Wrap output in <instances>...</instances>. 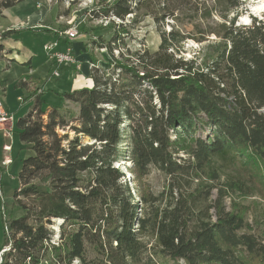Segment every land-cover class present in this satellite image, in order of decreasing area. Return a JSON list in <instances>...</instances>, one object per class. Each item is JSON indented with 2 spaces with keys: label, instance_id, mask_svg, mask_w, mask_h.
Returning a JSON list of instances; mask_svg holds the SVG:
<instances>
[{
  "label": "trees",
  "instance_id": "1",
  "mask_svg": "<svg viewBox=\"0 0 264 264\" xmlns=\"http://www.w3.org/2000/svg\"><path fill=\"white\" fill-rule=\"evenodd\" d=\"M15 1L0 0V17ZM96 3L86 18L119 30L103 45L112 61L104 71L91 58L93 86L61 94L77 114L29 97L16 130L33 154L0 264L262 263L264 236L237 199L264 198V22H239L242 0ZM146 16L158 49L115 56ZM189 39L208 41L206 53L187 58ZM153 170L167 178L161 191L148 183Z\"/></svg>",
  "mask_w": 264,
  "mask_h": 264
},
{
  "label": "rangeland",
  "instance_id": "2",
  "mask_svg": "<svg viewBox=\"0 0 264 264\" xmlns=\"http://www.w3.org/2000/svg\"><path fill=\"white\" fill-rule=\"evenodd\" d=\"M98 1L56 0L53 4L56 11H59L63 16H67L61 26L82 23L78 30L80 31L78 39L71 43L80 62V69H73L74 67L71 68V66L66 65L61 68V75L59 77L53 76L52 65L43 49L45 35L40 31L36 32L29 28H23L21 32H18L17 38L21 40L23 47L33 54L34 68L37 76L41 77V82L25 78L23 83L26 91L24 92L23 88L17 87L16 84L21 79L22 74L28 71V66L24 64V68L21 64L14 63L8 71L0 69V83L6 87L5 95L2 96L0 93V98L2 99L4 109L6 107L5 111L7 110L6 112H8L7 119L0 124V247L5 240V219L17 216L22 211L18 206L13 205V193L19 187L18 173L22 166V160L33 154V152L24 147V144L20 141L16 130V122L27 113L29 97L36 93H44L48 104L61 106L66 102L65 104L72 109L73 114H77V105L68 100L66 101L61 94L80 87L93 86L92 79L90 78L91 58L96 59L97 65L104 71L109 69L112 56L108 48L103 45L107 44L112 36H114V33L116 32V35L119 30L112 23H109L110 19L92 21L86 18L87 13L96 6V2ZM242 1L244 2V12L239 17V22L242 24L245 21L250 22V16H255L258 20L261 19L264 22V0ZM35 5V0H27L23 4L13 6L14 8L10 13L12 15L15 13V18L21 19V16L16 14V12L22 8L28 14L35 9ZM112 18L119 22V19ZM16 19L9 18L10 22H16ZM19 24L20 26H26L22 22ZM129 29V32L123 33L122 40L117 42V45L120 47L113 50L115 56L119 57L120 51L128 53L127 49L134 51L142 48L148 49L151 52L158 49L161 40L160 32L158 31L157 24L151 17H144L138 25ZM207 45L208 41L199 43L196 40L189 39L184 44V54L187 58H192L195 55L202 56L206 53ZM22 53L24 55L25 51L23 50ZM0 60V66L3 63V66H5L6 60L2 58ZM20 96L27 99L25 103L21 104V101L18 99ZM59 132L62 134L65 131L59 130ZM6 146L9 147L6 149ZM124 170L127 172V176L131 175L128 171V166H125ZM147 180L153 191H161L167 182L166 176L158 170H153ZM230 200V198L226 199L228 205L231 203ZM237 201L241 205L246 221L264 236V198L255 196L251 198H238ZM52 227L58 230L57 223ZM56 240H58L57 234ZM92 255L90 254V256ZM166 263L185 264L183 261H166ZM41 264L48 263L43 261ZM255 264H264V260L262 263L256 260Z\"/></svg>",
  "mask_w": 264,
  "mask_h": 264
},
{
  "label": "crops",
  "instance_id": "3",
  "mask_svg": "<svg viewBox=\"0 0 264 264\" xmlns=\"http://www.w3.org/2000/svg\"><path fill=\"white\" fill-rule=\"evenodd\" d=\"M25 1L27 0H16L14 5L8 6L7 8L3 9L2 16L0 17V32L6 33L4 37L0 38V45H1L0 58L6 60V65L3 66L4 65L3 63V65L0 66V69L8 71L9 69L12 68L14 63L21 64L23 67H24V64L28 66V71L22 74V77L17 82V84L20 81H23L25 78H29V80H32V79L40 80L41 79L40 76H37L35 68H34L33 54L30 51L26 50L25 47H23L21 40L17 38V33L21 32L23 28H29L36 32L37 31L42 32L45 35V40H44L45 42L43 43V49H44V44L46 42H49V41H52L58 38V35L55 31L68 27L67 25L61 26V24H63L64 22L63 20L64 19L66 20L67 16L66 15L63 16L59 13V11H56L55 8L53 7L54 6L53 4L55 2L50 4L48 3V0H35L36 10L34 9L32 10V12L28 14L24 12V9L20 8L19 11L16 12V14H19L21 16V19H16L15 13L12 15L10 11L13 10L14 8L13 6L23 4L25 3ZM10 17L13 19H16V22H10L9 20ZM21 22L24 23V25L26 26H20L19 23ZM77 39H75L74 41H76ZM72 42L73 41L70 42V45ZM66 44H67L66 39L64 38L59 39L60 49H64ZM23 50L25 51L24 55L22 53ZM76 57H77V54H76ZM69 66H71V68L74 67L73 69L77 68L74 65H69ZM23 90L25 92L26 88L25 89L23 88ZM0 93L2 96L5 95L6 93V87L2 83H0ZM18 99L21 101V104H22V101L23 99H25V97L22 98L20 96L18 97Z\"/></svg>",
  "mask_w": 264,
  "mask_h": 264
},
{
  "label": "built area",
  "instance_id": "4",
  "mask_svg": "<svg viewBox=\"0 0 264 264\" xmlns=\"http://www.w3.org/2000/svg\"><path fill=\"white\" fill-rule=\"evenodd\" d=\"M56 0H48V3L52 4ZM103 20V19H100ZM106 20V19H104ZM81 23V22H80ZM79 23V24H80ZM79 24H71L66 28L59 29L55 31L58 35V38L44 44V50L48 56V60L52 65V74L55 77H59L61 68L65 65H74L80 69V62L78 61L76 54L73 50V47L70 45L71 41L77 39L80 35L78 26ZM64 38L67 40V44L64 49L59 48V39ZM7 119V112L4 109L2 99L0 98V124H2ZM9 146H6V149ZM3 250L0 252V259Z\"/></svg>",
  "mask_w": 264,
  "mask_h": 264
},
{
  "label": "water",
  "instance_id": "5",
  "mask_svg": "<svg viewBox=\"0 0 264 264\" xmlns=\"http://www.w3.org/2000/svg\"><path fill=\"white\" fill-rule=\"evenodd\" d=\"M248 22H245L244 24H247ZM9 247H7L5 250H7ZM5 250H3V252H5Z\"/></svg>",
  "mask_w": 264,
  "mask_h": 264
},
{
  "label": "bare ground",
  "instance_id": "6",
  "mask_svg": "<svg viewBox=\"0 0 264 264\" xmlns=\"http://www.w3.org/2000/svg\"><path fill=\"white\" fill-rule=\"evenodd\" d=\"M246 22V21H245Z\"/></svg>",
  "mask_w": 264,
  "mask_h": 264
}]
</instances>
